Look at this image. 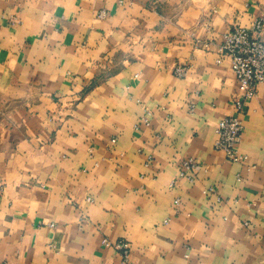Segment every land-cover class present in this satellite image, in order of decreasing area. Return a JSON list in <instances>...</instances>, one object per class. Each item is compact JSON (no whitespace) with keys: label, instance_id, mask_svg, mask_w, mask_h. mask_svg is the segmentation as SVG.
Here are the masks:
<instances>
[{"label":"crops","instance_id":"0c3cea01","mask_svg":"<svg viewBox=\"0 0 264 264\" xmlns=\"http://www.w3.org/2000/svg\"><path fill=\"white\" fill-rule=\"evenodd\" d=\"M263 12L0 0V264H125L105 239L127 242L132 264H264V169L248 167L264 161V82L241 116L249 164L215 149L242 97L223 36Z\"/></svg>","mask_w":264,"mask_h":264},{"label":"built area","instance_id":"2783aa9c","mask_svg":"<svg viewBox=\"0 0 264 264\" xmlns=\"http://www.w3.org/2000/svg\"><path fill=\"white\" fill-rule=\"evenodd\" d=\"M105 17L106 12L102 11L99 18L104 19ZM219 50L221 57L230 63L231 70L239 83L242 97L235 103L237 114L219 122L215 149L224 152L228 161L246 165L249 164V157L239 150L244 130L241 116L245 112V103L255 98L259 85L264 82V12L255 18L249 28L233 26L224 34ZM188 71L187 65H179L173 73L178 78H184ZM152 116V112L145 109V116L141 118L142 124L150 125ZM139 127L140 125L137 126V129ZM115 142L113 141V143ZM248 167L251 170L264 169V161L261 165H249ZM196 169L197 162L191 158L186 159L182 163L179 177L192 182ZM203 194L216 197L218 203L222 202L213 187L206 189ZM179 205V200H176L175 208ZM103 242L107 247L120 252L125 264H132L129 261L130 245L127 242L111 243L108 239Z\"/></svg>","mask_w":264,"mask_h":264}]
</instances>
